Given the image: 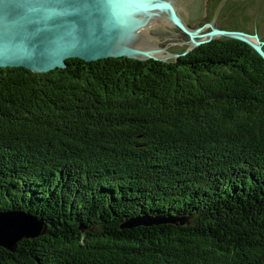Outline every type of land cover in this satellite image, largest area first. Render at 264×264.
Returning <instances> with one entry per match:
<instances>
[{"label": "trees", "instance_id": "16d2710c", "mask_svg": "<svg viewBox=\"0 0 264 264\" xmlns=\"http://www.w3.org/2000/svg\"><path fill=\"white\" fill-rule=\"evenodd\" d=\"M65 62L0 67V211L46 226L0 264H264L262 57ZM144 215L185 223L126 226Z\"/></svg>", "mask_w": 264, "mask_h": 264}, {"label": "water", "instance_id": "95a60500", "mask_svg": "<svg viewBox=\"0 0 264 264\" xmlns=\"http://www.w3.org/2000/svg\"><path fill=\"white\" fill-rule=\"evenodd\" d=\"M189 0H0V67L21 66L33 73L66 68V59L86 62L109 57H127L142 62L153 59L174 63L179 55L214 40H241L264 60V42L257 34L218 28L213 25L225 0H221L211 20L201 27L191 26L184 4ZM209 28L207 31L206 28ZM189 37H169L179 34ZM151 33H150V32ZM167 39H175L162 45ZM183 45L180 53L170 45ZM174 61V62H169ZM161 223L184 224V218L141 216L126 226ZM46 226L24 211H0V247L13 252L19 240L33 239Z\"/></svg>", "mask_w": 264, "mask_h": 264}, {"label": "rangeland", "instance_id": "374dc122", "mask_svg": "<svg viewBox=\"0 0 264 264\" xmlns=\"http://www.w3.org/2000/svg\"><path fill=\"white\" fill-rule=\"evenodd\" d=\"M185 11L187 14V19L189 20L190 18H192V21H191L192 26H197L199 25L200 22L205 21L206 19H209V17L211 16L213 12V9H190L189 13L187 12L186 9ZM242 16H243V19H242ZM222 17H225V19H227L225 23L222 22L225 28H237L238 30H243L251 34L256 33L260 37V40L264 41V9H245V13L243 15L241 14L240 9H224L222 11ZM218 20H219V17H218ZM174 31L178 32L179 34H172L169 37L180 38L182 39L180 40V42H183V40L189 41L187 39V36H185L182 31H181L182 33L180 32V30L178 31V29L177 30L174 29ZM171 41H175V39L164 40L161 42V44L166 45L163 43H167ZM171 46L174 47L173 49L175 53H178V52L182 53L183 51L187 49L186 46L179 45V44H175ZM192 50H190L189 52H191ZM179 56H182V55H179Z\"/></svg>", "mask_w": 264, "mask_h": 264}, {"label": "flooded vegetation", "instance_id": "af4514ba", "mask_svg": "<svg viewBox=\"0 0 264 264\" xmlns=\"http://www.w3.org/2000/svg\"><path fill=\"white\" fill-rule=\"evenodd\" d=\"M220 1L221 0H189L188 3L184 4V9H186L188 13L190 12L189 11L190 9H213V12H212L211 16L209 17V19H206L205 21L200 22L199 25L194 26V27L198 28V27H201L205 23L210 21V19L212 18L213 14H214L215 9L217 8L218 4L220 3ZM220 9L221 10L219 11L218 15L216 16V19H215L213 25L215 27H218V28L238 30L237 28H225L224 27L222 22L225 23V21H227V19H225V17H222V11L224 9H240L241 14L243 15L245 13V9H264V0H225L223 2L222 6L220 7ZM218 17H219V20H218ZM242 19H243V16H242ZM191 21H192V18H190L188 20L189 24L192 26ZM208 29L206 28L205 30H202V31H207ZM238 31H243V30H238ZM244 32H246V31H244ZM253 34H255V33H253ZM184 35L187 36L186 34H184ZM258 38L260 39L259 36H258ZM187 39L189 40L188 36H187ZM167 43H163V44H167ZM263 47H264V44H263ZM173 48L174 47L170 45L167 47V50L170 52H175ZM178 53H181V52H178Z\"/></svg>", "mask_w": 264, "mask_h": 264}]
</instances>
